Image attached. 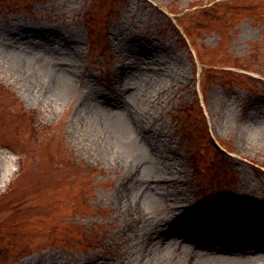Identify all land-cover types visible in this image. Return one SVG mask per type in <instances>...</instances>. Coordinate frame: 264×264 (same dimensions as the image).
Masks as SVG:
<instances>
[{
    "label": "rangeland",
    "instance_id": "374dc122",
    "mask_svg": "<svg viewBox=\"0 0 264 264\" xmlns=\"http://www.w3.org/2000/svg\"><path fill=\"white\" fill-rule=\"evenodd\" d=\"M233 1L0 0V264H121L126 251L113 198L125 172L74 134L77 98L33 95L21 62L31 56L9 44L19 28L77 40L79 86L91 80L116 98L125 53L162 47L173 56L164 98L133 107L172 142L189 200L209 210L252 190L264 205V146L250 140L264 125V0ZM57 50L38 56L50 65Z\"/></svg>",
    "mask_w": 264,
    "mask_h": 264
},
{
    "label": "bare ground",
    "instance_id": "6f19581e",
    "mask_svg": "<svg viewBox=\"0 0 264 264\" xmlns=\"http://www.w3.org/2000/svg\"><path fill=\"white\" fill-rule=\"evenodd\" d=\"M9 38L14 55L31 56L21 62L33 77V95L50 104L77 98L70 120L74 134L113 170L125 172L113 195L123 234L116 237L126 244L121 264H264L261 200L251 190L237 203L229 201L209 210L194 206L176 169L172 142L146 112L133 107L136 97L164 98L163 80L171 75L173 56L162 54L165 50L154 43H137L125 53L132 63L122 60L113 71L121 83L119 90L126 94L116 98L100 93L91 80L79 86L74 38L22 28ZM53 46L61 60L49 65L43 56ZM250 140L252 147L264 146V125ZM88 262L81 264H97Z\"/></svg>",
    "mask_w": 264,
    "mask_h": 264
}]
</instances>
